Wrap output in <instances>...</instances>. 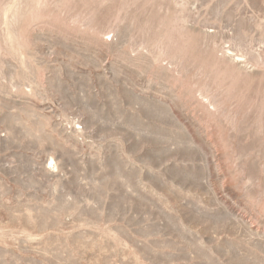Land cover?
<instances>
[{
  "label": "rangeland",
  "instance_id": "374dc122",
  "mask_svg": "<svg viewBox=\"0 0 264 264\" xmlns=\"http://www.w3.org/2000/svg\"><path fill=\"white\" fill-rule=\"evenodd\" d=\"M0 264H264V0H0Z\"/></svg>",
  "mask_w": 264,
  "mask_h": 264
}]
</instances>
